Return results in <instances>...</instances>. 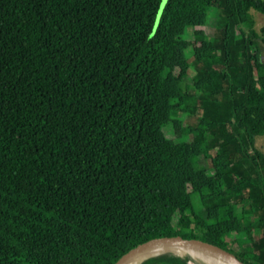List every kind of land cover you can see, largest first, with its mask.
Listing matches in <instances>:
<instances>
[{
	"label": "trees",
	"instance_id": "trees-1",
	"mask_svg": "<svg viewBox=\"0 0 264 264\" xmlns=\"http://www.w3.org/2000/svg\"><path fill=\"white\" fill-rule=\"evenodd\" d=\"M250 10L264 0H0V264H113L176 236L264 264Z\"/></svg>",
	"mask_w": 264,
	"mask_h": 264
},
{
	"label": "water",
	"instance_id": "water-1",
	"mask_svg": "<svg viewBox=\"0 0 264 264\" xmlns=\"http://www.w3.org/2000/svg\"><path fill=\"white\" fill-rule=\"evenodd\" d=\"M161 251L200 254L222 264H244L236 256L214 243L179 236L162 237L145 241L121 255L113 264H136L145 257ZM210 264V263H208Z\"/></svg>",
	"mask_w": 264,
	"mask_h": 264
},
{
	"label": "rangeland",
	"instance_id": "rangeland-1",
	"mask_svg": "<svg viewBox=\"0 0 264 264\" xmlns=\"http://www.w3.org/2000/svg\"><path fill=\"white\" fill-rule=\"evenodd\" d=\"M248 14H249L248 17L250 21V28L260 37V41H261L260 29L261 27L264 26V15L256 11H253V10H250ZM260 58H261V61L264 62V43H260ZM155 69L157 71H161V65L157 63L155 65ZM167 90L169 94L175 95V88L172 82L167 83ZM165 114L167 115V112H165ZM254 145L256 149H258L264 155V134L260 137L255 138ZM187 178L183 177V179L181 180V184L185 183ZM179 191H180L179 194L182 196L183 195L182 191L181 190Z\"/></svg>",
	"mask_w": 264,
	"mask_h": 264
},
{
	"label": "bare ground",
	"instance_id": "bare-ground-1",
	"mask_svg": "<svg viewBox=\"0 0 264 264\" xmlns=\"http://www.w3.org/2000/svg\"><path fill=\"white\" fill-rule=\"evenodd\" d=\"M191 256H193L194 258L200 260V261H203V262H206V263H210V264H222L220 263L219 261H216V260H210L200 254H192Z\"/></svg>",
	"mask_w": 264,
	"mask_h": 264
}]
</instances>
